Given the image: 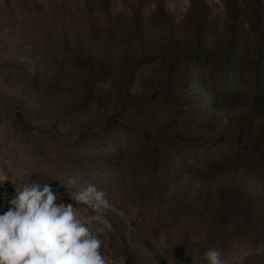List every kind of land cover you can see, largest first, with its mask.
<instances>
[{
    "label": "rangeland",
    "instance_id": "374dc122",
    "mask_svg": "<svg viewBox=\"0 0 264 264\" xmlns=\"http://www.w3.org/2000/svg\"><path fill=\"white\" fill-rule=\"evenodd\" d=\"M17 174L107 264H264V0H0V214Z\"/></svg>",
    "mask_w": 264,
    "mask_h": 264
},
{
    "label": "clouds",
    "instance_id": "9594fccd",
    "mask_svg": "<svg viewBox=\"0 0 264 264\" xmlns=\"http://www.w3.org/2000/svg\"><path fill=\"white\" fill-rule=\"evenodd\" d=\"M17 179L19 191L0 214V264H107L103 242L89 227L99 215H90L86 223L73 203H57L58 193L42 179L29 182L19 174ZM59 182L72 200L97 212L109 207L106 191L95 183L78 176ZM222 255L219 248L204 253L207 264H224Z\"/></svg>",
    "mask_w": 264,
    "mask_h": 264
}]
</instances>
